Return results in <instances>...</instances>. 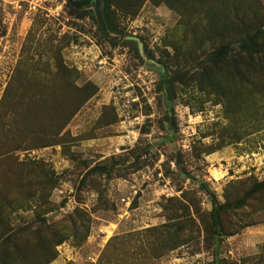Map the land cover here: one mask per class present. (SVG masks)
I'll list each match as a JSON object with an SVG mask.
<instances>
[{"label":"rangeland","instance_id":"1","mask_svg":"<svg viewBox=\"0 0 264 264\" xmlns=\"http://www.w3.org/2000/svg\"><path fill=\"white\" fill-rule=\"evenodd\" d=\"M108 4L0 0V264H264V0Z\"/></svg>","mask_w":264,"mask_h":264},{"label":"trees","instance_id":"2","mask_svg":"<svg viewBox=\"0 0 264 264\" xmlns=\"http://www.w3.org/2000/svg\"><path fill=\"white\" fill-rule=\"evenodd\" d=\"M109 0H103L102 2V14H103V18L106 24V28L107 31L110 34H117V30L114 24V20L109 12V4H108ZM214 57L215 58H220L226 55V50L224 48L218 49L214 52ZM264 188V183H260L257 185L256 190H260ZM101 205H106L102 200H100ZM103 203V204H102ZM212 221H213V225L214 226H218L219 225V211L217 208H215L212 211ZM87 228L85 229V233L87 232ZM85 236V234H84ZM61 241H58L54 244V247L57 246L58 244H60ZM44 245V243H43ZM46 250V248H45ZM10 253V258H12L13 254L15 253V251H11ZM56 256V251L52 250L50 253L47 252V256L44 258V260H38L41 264H46L49 261H51L52 259H54Z\"/></svg>","mask_w":264,"mask_h":264},{"label":"water","instance_id":"3","mask_svg":"<svg viewBox=\"0 0 264 264\" xmlns=\"http://www.w3.org/2000/svg\"><path fill=\"white\" fill-rule=\"evenodd\" d=\"M72 7L76 9H92L101 32L105 35H111L106 28V24L102 14V0H66Z\"/></svg>","mask_w":264,"mask_h":264}]
</instances>
